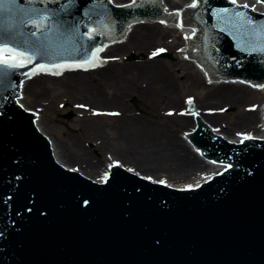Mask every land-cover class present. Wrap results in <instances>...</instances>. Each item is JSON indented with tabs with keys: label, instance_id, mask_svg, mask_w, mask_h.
<instances>
[{
	"label": "water",
	"instance_id": "95a60500",
	"mask_svg": "<svg viewBox=\"0 0 264 264\" xmlns=\"http://www.w3.org/2000/svg\"><path fill=\"white\" fill-rule=\"evenodd\" d=\"M157 1L120 8L108 0H15L0 9V43L32 54L43 36L31 32L40 26L51 45L49 55L0 77V264H264V139L231 142L198 120L181 135L199 162L217 164L199 187L175 189L120 167L99 183L58 164L36 114L34 124L17 104L35 64L80 62L131 23L164 19ZM197 6L185 8L180 24L196 31L188 53L207 70L203 82L209 75L234 80L219 84L264 89V15L228 0ZM31 9L54 11L56 19L33 24ZM260 113L262 125L250 138H264ZM186 116L196 118L188 103Z\"/></svg>",
	"mask_w": 264,
	"mask_h": 264
},
{
	"label": "rangeland",
	"instance_id": "374dc122",
	"mask_svg": "<svg viewBox=\"0 0 264 264\" xmlns=\"http://www.w3.org/2000/svg\"><path fill=\"white\" fill-rule=\"evenodd\" d=\"M112 1L124 4L129 0ZM186 1L166 0V3L176 8ZM157 29L161 31L143 28L145 35L146 31H152L149 36H137L136 41H130V44L125 39L116 45L117 48L110 47L104 55L108 64L106 68H109L106 71L92 73L95 70H70L59 76L41 74L36 77L33 87L25 89L21 98L24 107L40 114L44 134L57 143L64 154H70L68 165L75 164L74 167L88 178L101 180L107 164L115 162L123 167V164L131 165L132 168L127 169L172 187L187 188L194 183L204 182L208 173L201 164L198 170L187 175V170H177L182 163H188L189 170L195 169L190 166V156L182 159L171 155V160L167 157L165 161L159 157L165 155L160 154L163 146L173 151L176 148L174 139L183 140L181 134L186 132V128L195 127V118L186 116V101L189 98L194 108L198 103L200 110L214 116L212 124L223 136L235 139L256 131L260 105L264 104V91L240 93L238 99L224 97L218 88L227 85L233 89V85L203 82L204 77L198 68L176 53L184 44L180 33L159 25ZM158 49H164L170 56L153 57L152 53ZM154 64L166 67L160 77L167 80L171 88L163 86L161 78L158 79L159 74H156L157 78H147L143 74ZM141 65L146 66L141 70ZM98 82L99 85H96ZM96 86H99L98 89ZM138 86L141 89L149 86L147 90L159 100L151 106L153 98L146 96L145 100L142 96L144 93L137 91ZM134 102L139 104L138 107ZM248 113L254 114L253 118ZM248 118L250 123L247 122ZM124 125H137V129L124 128ZM151 137L156 138L160 146L164 143L160 152L157 146L146 147V141ZM141 151L146 154L138 159L142 160L143 168L132 162L136 160L135 154ZM127 157L135 160H128Z\"/></svg>",
	"mask_w": 264,
	"mask_h": 264
},
{
	"label": "bare ground",
	"instance_id": "6f19581e",
	"mask_svg": "<svg viewBox=\"0 0 264 264\" xmlns=\"http://www.w3.org/2000/svg\"><path fill=\"white\" fill-rule=\"evenodd\" d=\"M126 2H128V1H125V2H123V3H126ZM164 3H165V5H166V7L170 10V9H172L171 7H169V5H168V3H166V1L164 0ZM182 8V7H181ZM178 24H180V21L178 20V18L174 21V24H171L172 25V27H167V28H170V29H168L169 31H172V30H177V31H179L182 35H184V34H190V32H191V29H192V27H189V26H184V25H182V27H178L177 25ZM143 27V28H147V27H149L150 28V30H152V29H155L156 31H161L160 29H157V27H158V25L156 24V25H152V26H148V25H133V26H131V27H129L128 28V31H127V36H126V43H128L129 42V44H130V41H131V43L136 39V37L137 36H140L141 35V37H146V36H149L150 35V32H152V31H146V35L142 32L143 31V28H139V27ZM145 32V31H144ZM136 41V40H135ZM125 43V44H126ZM124 45V44H123ZM116 48L118 47V46H115ZM110 48V47H109ZM109 48H106L105 50H104V53L102 54V57L104 58V55H105V52L109 49ZM115 48V49H116ZM107 60V59H106ZM146 66V65H145ZM145 66H143V65H141L140 66V69L142 70V68H144ZM106 67H108V64L107 63H105V65L102 67V69H97V68H95V69H93V70H95V71H92V73H94V72H101V71H106L107 69H109V68H106ZM97 69V70H96ZM166 69V67L165 66H158L157 64H154V65H151V67L147 70V71H145L143 74L144 75H146V77L147 78H151V77H156L157 78V75L156 74H159V76H158V79L159 78H161V82L164 84L163 86L167 89V87L168 88H171L170 86H168V84H167V80H165L163 77H160V76H162L161 75V72H163L164 70ZM90 73V72H89ZM200 73L204 76V74L202 73V71L200 70ZM75 74V73H74ZM40 77V75H36V76H34L32 79H30L29 81H26V82H24L23 83V90H22V95L24 94V92H25V89L27 88V87H29V88H31V87H33L34 86V84H35V81H36V77ZM205 77V76H204ZM73 80V79H72ZM71 82H76V81H71ZM96 85H99V82L96 84ZM134 85H135V83H134ZM85 87H88V88H92L91 86H87V85H85ZM98 87L99 86H96V88L98 89ZM233 89H229V86H227V85H221V87L220 88H218V90H219V92L221 91V95H223L224 97H230V98H235V99H238L239 98V94L240 93H242V94H245V93H248V92H250V91H262V90H264V89H260V88H252V87H244V86H236V85H233V86H231ZM89 89V90H90ZM145 89L147 90V89H149V86H145ZM145 89H141V86H138L137 87V91L138 92H143L144 94L142 95L144 98H145V100H146V96H148V97H152L153 98V100H152V102H151V106H153V104H155L154 102H156V101H158L159 99L158 98H155V97H153L152 95H151V93L149 92V90H145ZM135 93V92H134ZM164 97H165V99L166 100H169L170 101V99L168 98V97H166V95H164ZM163 103H165V102H163ZM155 106V105H154ZM195 112H196V119H201L204 123H207V124H209L212 128L213 127H215V126H213V124H212V119H213V117L214 116H210V115H208V114H205L202 110H200L199 108H198V103L195 105ZM98 110H100V111H105V110H107V109H98ZM260 111H264V105L261 107V109H260ZM250 118H253L252 116L254 115V114H252V113H248L247 114ZM194 118H195V116H193ZM95 118H97V117H95ZM206 118H208V119H206ZM250 118H248V120H247V122H249L250 123ZM36 120H37V126H38V130H40L42 133H44L43 132V130H42V128H41V125H40V114L39 113H36ZM256 125V130L262 125V123H261V113H260V115H259V117H258V121H257V123L255 124ZM193 126L194 125H192L191 127L193 128ZM124 128H128V129H137V125L136 126H133V125H129V126H126V125H124L123 126ZM214 129V128H213ZM94 131V129L92 130V132ZM214 131L216 132V133H219L217 130H215L214 129ZM183 134H186V132H184ZM223 136V135H222ZM251 135H242V136H238V137H236L235 139H234V142H237V141H241V140H244L245 139V137H250ZM224 137V136H223ZM224 138H226V140H228V141H231L232 142V139L231 138H229V137H227V136H225ZM174 139V138H173ZM182 139H183V137H182ZM174 141L176 142V148H174L173 149V151H171V150H167V148H165L163 145H164V143L163 144H161V146H163L162 147V151H161V146L158 144V143H156V138H148L147 139V141H146V147H151V148H153L152 146H157L158 148V150H159V152H160V154H165V155H163V156H159V157H161L164 161H165V159L168 157L170 160H171V155L174 157L175 155L177 156V157H179V158H184V156H186L187 157V155L188 156H190L189 158H191L192 159V161H190V166L192 167V168H195V169H193V170H189L188 169V166H189V164L187 163V164H185V163H182L181 164V166H183V167H181L180 165L178 166V169L177 170H179V171H186L187 170V172L185 173L186 175L189 173V172H192V171H195V170H198V167H200V164H201V167H203L202 169L203 170H206L207 171V173H208V175H206L205 176V178H204V180H207V179H209L211 176H213L214 175V173H215V170H216V168H217V164H212V163H206V162H199L198 160H199V158H200V156H195V147H193V148H191V149H188V147H187V145H186V143H185V141H184V139L183 140H176V139H174ZM178 142V143H177ZM165 143H167V141L165 142ZM50 145H51V149H52V153H53V157H54V159L60 164V165H63V166H65V167H68V168H71V169H75V170H77V171H79L78 169H76L74 166H75V164H73V165H68V164H70V162H68V156L70 155V154H68V155H66V154H64L63 152H62V150L58 147V144L57 143H54V142H52V141H50ZM146 149V148H145ZM135 156H137L136 157V160L135 159H130V158H126V159H128V160H135V161H132L133 163H134V165H136V166H138V167H140V168H143V166H141L142 165V160H138L139 158H140V156H142V157H145L146 156V154L144 153V151H141V152H139V153H137V154H135ZM125 167H130V168H132V166L131 165H127V164H123ZM112 166V164H107V169L109 168V167H111ZM169 170H172V171H174L175 169H172V168H168ZM136 170V169H135ZM166 171V170H165ZM171 171V172H172ZM80 172V171H79ZM160 172H163V171H160ZM168 172V171H167ZM137 173H140V172H137ZM166 174V173H165ZM143 175V174H142ZM167 175V174H166ZM200 183H194L193 185H191L190 187H195V186H197V185H199Z\"/></svg>",
	"mask_w": 264,
	"mask_h": 264
},
{
	"label": "snow or ice",
	"instance_id": "6c2138e0",
	"mask_svg": "<svg viewBox=\"0 0 264 264\" xmlns=\"http://www.w3.org/2000/svg\"><path fill=\"white\" fill-rule=\"evenodd\" d=\"M15 0H0V9L6 4V3H14ZM43 2V0H41ZM230 2L233 5H236L237 0H230ZM257 3H264V0H257ZM197 6V0H193V3L190 5V7H196ZM242 7L247 8L248 5L244 4ZM223 12L227 13L228 10L224 9ZM26 14L29 17L30 22L33 24L36 23V20H40L41 23H48L51 24V22L56 19V13L54 11L50 12L47 9H31L26 10ZM178 15V13H177ZM235 16L242 17V13L235 12ZM32 17H35L36 19H32ZM161 23H164V21H161ZM248 25H252L253 21L251 19H248L246 21ZM178 27H182V24H178ZM60 28H63V23L59 22L57 24V31H59ZM41 33L43 36V40H37L35 42L34 48L35 51L32 52V54L28 53V50H21L17 47H10L7 43H0V77L6 76L11 70L14 69H20L25 68L30 64H33L34 61L37 59V55L40 57L49 55V48L51 47L50 44L45 43V41H48L50 38L45 34L44 29L40 26L36 27L35 31L31 32V35L33 37L37 36V33ZM89 38H92L93 32L90 30L88 33ZM104 50L103 47H98L94 51H91V55H89L87 58L82 59L80 62H73V63H38L35 64L33 69L31 70V75H36L41 72H49L53 75H61L62 71L64 70H72L75 68H83L84 70H87V68H96V67H102L104 63H106V60H103L100 58L99 53ZM264 50V49H262ZM164 49H158L157 51L152 53V56H157L160 53H162ZM25 75L28 76V78H31V76L26 73ZM190 106L192 104L191 98H189L188 101H186ZM80 107H84L83 105H80ZM110 115H117L116 113H109ZM194 114V113H193ZM250 137H245V139H249ZM107 177H105L106 179ZM163 183V181H161Z\"/></svg>",
	"mask_w": 264,
	"mask_h": 264
}]
</instances>
